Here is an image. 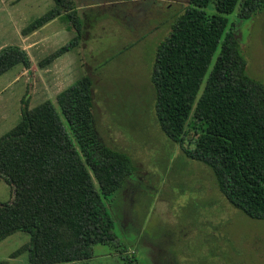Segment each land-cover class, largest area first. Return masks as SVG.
I'll return each mask as SVG.
<instances>
[{"label": "trees", "instance_id": "trees-1", "mask_svg": "<svg viewBox=\"0 0 264 264\" xmlns=\"http://www.w3.org/2000/svg\"><path fill=\"white\" fill-rule=\"evenodd\" d=\"M53 2L29 31L57 18L79 31L74 0ZM210 5L213 14L205 10ZM262 9L264 0H190L157 49L151 82L162 132L210 168L236 209L264 221V84L248 75L227 17L238 11L239 22L248 21ZM77 39L52 58L73 50ZM17 66L31 68L26 50L3 48L0 77ZM92 89L91 77H80L58 94L60 112L50 101L34 109L25 103L21 121L0 138V182L13 189L12 201L0 203V243L29 234L15 253H27L28 264H80L92 258L94 246L117 242L104 200L123 188L135 167L100 136ZM189 125L197 136L193 149L185 147Z\"/></svg>", "mask_w": 264, "mask_h": 264}, {"label": "rangeland", "instance_id": "rangeland-1", "mask_svg": "<svg viewBox=\"0 0 264 264\" xmlns=\"http://www.w3.org/2000/svg\"><path fill=\"white\" fill-rule=\"evenodd\" d=\"M74 2L79 31L57 18L30 32L53 0H0V51L18 46L31 59L29 70L17 66L0 77V138L21 121L25 103L34 109L50 101L60 112V92L82 76L93 80L95 126L107 146L132 158L135 171L104 200L117 242L94 246L92 258L80 264H264V221L236 209L210 168L187 157L156 116V52L190 0ZM205 10L215 12L212 5ZM237 15L227 17L247 73L264 84V9L248 21ZM74 38L73 50L52 58ZM196 138L189 125L185 147L193 149ZM12 198V187L1 181L0 203ZM29 241L24 232L2 241L0 264H28L27 253H15Z\"/></svg>", "mask_w": 264, "mask_h": 264}]
</instances>
